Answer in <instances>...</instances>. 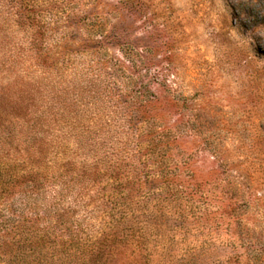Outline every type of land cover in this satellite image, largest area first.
<instances>
[{
    "label": "rangeland",
    "instance_id": "rangeland-1",
    "mask_svg": "<svg viewBox=\"0 0 264 264\" xmlns=\"http://www.w3.org/2000/svg\"><path fill=\"white\" fill-rule=\"evenodd\" d=\"M88 2L0 0V264H264V0ZM105 3L121 13L106 31L116 24L150 49L142 72L163 74L179 99L166 115L180 138L168 151L166 211L156 212V156L142 153L149 161L137 166L147 182L126 172L117 182L94 170L81 207L67 194L59 207L75 212L45 213L60 175L81 180L69 161L93 158L46 147L34 168L21 162L25 115L36 109L21 77L36 71L29 57L60 53L66 33L79 41L73 15H104ZM118 32L107 44L112 56ZM35 171L45 186L32 213L25 179ZM196 185L195 210L178 213L175 187L189 196ZM110 192L118 209L101 213L96 201Z\"/></svg>",
    "mask_w": 264,
    "mask_h": 264
},
{
    "label": "trees",
    "instance_id": "trees-1",
    "mask_svg": "<svg viewBox=\"0 0 264 264\" xmlns=\"http://www.w3.org/2000/svg\"><path fill=\"white\" fill-rule=\"evenodd\" d=\"M88 1L93 6L96 3V0ZM104 8V15L95 11L73 15L79 41L70 40L66 33L57 47L60 53H38L29 57L36 71H27L21 81L28 89L26 93L31 106L36 109H28L25 115L28 119L21 162L30 166L37 164L39 158L42 160V151L46 147L61 154L72 151V148L77 153H91L92 161H69L71 164L77 162L76 176L81 180L60 175L63 178L58 185L60 191H54L52 201L45 205V213H72L77 206L79 208L84 204L83 191L87 182L90 183L94 170L98 172L102 168L105 176L117 182L124 181V172L147 182L146 171L142 172L144 168L140 170L138 166L148 163L149 159H141L140 155H155L154 166L158 168V175L154 178L161 184L156 212L164 213L168 202L165 194L170 188V174L165 171L168 151L180 140L176 133L178 124L168 125L166 115L167 109L179 107V99L167 86L163 74L142 72L150 49L138 47L132 38L121 35L122 32L116 30V24L112 25L114 32L106 31L111 24L110 18L120 19L121 13L115 6L109 9L106 3ZM115 32H118V37L114 39L119 48L118 56H112L107 51V44L112 42ZM77 46H87L88 54H83V57L71 55V49ZM59 160L57 158L55 164ZM43 178L35 171L30 179H25L31 194L29 198L33 202L32 213L40 206L37 201L44 192ZM18 184L21 182L16 181L12 186ZM199 187L194 186L189 196H184L183 191L175 187L177 192L173 199L178 213L195 210L190 197L197 198ZM67 194L74 196L72 205L75 210L71 206L59 207ZM114 198L111 192L101 196L95 209L101 213H115L118 204Z\"/></svg>",
    "mask_w": 264,
    "mask_h": 264
}]
</instances>
